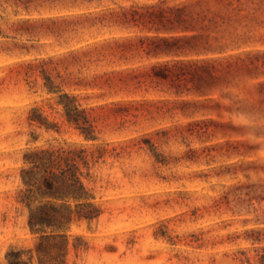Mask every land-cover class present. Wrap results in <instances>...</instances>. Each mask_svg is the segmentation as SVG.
Segmentation results:
<instances>
[{
    "label": "rangeland",
    "instance_id": "374dc122",
    "mask_svg": "<svg viewBox=\"0 0 264 264\" xmlns=\"http://www.w3.org/2000/svg\"><path fill=\"white\" fill-rule=\"evenodd\" d=\"M60 146L102 154L66 264H264V0H0V264H39L21 170Z\"/></svg>",
    "mask_w": 264,
    "mask_h": 264
},
{
    "label": "trees",
    "instance_id": "16d2710c",
    "mask_svg": "<svg viewBox=\"0 0 264 264\" xmlns=\"http://www.w3.org/2000/svg\"><path fill=\"white\" fill-rule=\"evenodd\" d=\"M46 79L48 91L58 93L60 90L52 79L49 76ZM58 103L66 120L87 139L98 138L88 110L81 108L74 96L63 93ZM35 112L30 116L32 122L44 125L47 130L58 129L56 123ZM101 155L95 156L94 151L82 146L40 147L24 155L19 201L28 209L30 230L40 239L36 248L39 264H66L72 225L81 220L91 222L102 214L85 182ZM74 247L80 246L74 244ZM24 252L11 249L6 255L8 264H34L33 255L24 258Z\"/></svg>",
    "mask_w": 264,
    "mask_h": 264
}]
</instances>
